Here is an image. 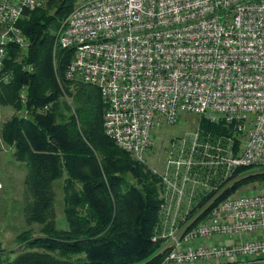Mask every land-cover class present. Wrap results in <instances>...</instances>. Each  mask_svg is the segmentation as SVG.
Here are the masks:
<instances>
[{
  "label": "built area",
  "instance_id": "built-area-1",
  "mask_svg": "<svg viewBox=\"0 0 264 264\" xmlns=\"http://www.w3.org/2000/svg\"><path fill=\"white\" fill-rule=\"evenodd\" d=\"M46 1L0 0V82L6 46H26L17 20ZM53 35L72 53L63 78L97 87L104 134L135 160L146 164L154 129L181 113L231 127L214 141L198 130L177 138L151 169L165 250L156 264L264 260V190L221 196L236 167L264 169V0H73ZM17 99L25 105V84Z\"/></svg>",
  "mask_w": 264,
  "mask_h": 264
},
{
  "label": "trees",
  "instance_id": "trees-1",
  "mask_svg": "<svg viewBox=\"0 0 264 264\" xmlns=\"http://www.w3.org/2000/svg\"><path fill=\"white\" fill-rule=\"evenodd\" d=\"M72 4L47 0L24 11L16 25L26 38L25 49L6 46L3 70L10 79L0 82V106L14 112L0 121V141L24 169L20 210L26 227L14 237L13 258L1 256L0 249V264H156L165 251L157 236L159 177L104 134L97 87L65 80L63 68L72 53L53 48L54 30ZM18 61L32 70H22ZM22 84L27 87L24 106L17 99ZM22 109L25 117L16 113ZM197 130L208 141L231 133L222 120L203 116L197 118ZM232 178L221 196L264 181V169L239 166ZM58 179L60 224L52 188Z\"/></svg>",
  "mask_w": 264,
  "mask_h": 264
},
{
  "label": "rangeland",
  "instance_id": "rangeland-1",
  "mask_svg": "<svg viewBox=\"0 0 264 264\" xmlns=\"http://www.w3.org/2000/svg\"><path fill=\"white\" fill-rule=\"evenodd\" d=\"M54 63L55 67L56 60ZM13 112L14 110L9 106H0V121ZM197 118L195 114L184 112L180 114L175 123H163L156 127L151 136L150 148L144 155L146 165L158 171L162 167L165 151L172 142L197 130ZM23 174L24 169L21 164L13 160L11 149L0 141V249L4 252L1 256H6L8 259L13 258L17 253L15 235L26 227L20 210ZM52 188L55 216L60 224L62 220L61 179L55 180ZM239 189L242 193L264 190V181L248 183Z\"/></svg>",
  "mask_w": 264,
  "mask_h": 264
},
{
  "label": "crops",
  "instance_id": "crops-1",
  "mask_svg": "<svg viewBox=\"0 0 264 264\" xmlns=\"http://www.w3.org/2000/svg\"><path fill=\"white\" fill-rule=\"evenodd\" d=\"M212 241H214V242H219V241L227 242L226 240H222V238H220L219 236H214L212 238ZM225 264H264V260H251V261H242V262L225 263Z\"/></svg>",
  "mask_w": 264,
  "mask_h": 264
},
{
  "label": "water",
  "instance_id": "water-1",
  "mask_svg": "<svg viewBox=\"0 0 264 264\" xmlns=\"http://www.w3.org/2000/svg\"><path fill=\"white\" fill-rule=\"evenodd\" d=\"M137 191L139 192V189H137Z\"/></svg>",
  "mask_w": 264,
  "mask_h": 264
}]
</instances>
